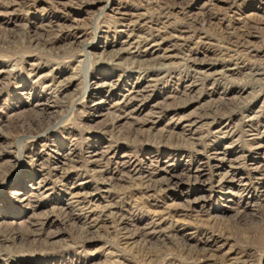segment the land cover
I'll list each match as a JSON object with an SVG mask.
<instances>
[{
    "label": "rangeland",
    "instance_id": "obj_1",
    "mask_svg": "<svg viewBox=\"0 0 264 264\" xmlns=\"http://www.w3.org/2000/svg\"><path fill=\"white\" fill-rule=\"evenodd\" d=\"M0 264H264V0H0Z\"/></svg>",
    "mask_w": 264,
    "mask_h": 264
}]
</instances>
